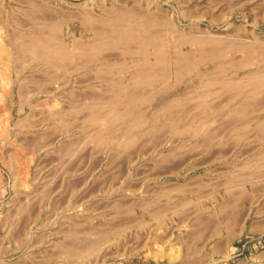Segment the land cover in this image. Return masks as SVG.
Listing matches in <instances>:
<instances>
[{"label":"rangeland","instance_id":"rangeland-1","mask_svg":"<svg viewBox=\"0 0 264 264\" xmlns=\"http://www.w3.org/2000/svg\"><path fill=\"white\" fill-rule=\"evenodd\" d=\"M163 1L167 5L151 8L137 0H0V43L9 25L15 27L12 15L22 19L24 11H32L35 22L24 30L44 28L43 15L61 19L66 45L82 49L56 64L47 51L33 54L21 40L14 41L21 56L18 64L9 63L7 73L15 77L16 64L25 69L10 108L0 103V264H264L254 255L264 250L261 236L249 235L251 197L257 193L264 200L259 190L264 132L255 128L264 120V96H247L244 113L235 110L240 104L235 90L248 86L253 70H264L260 56L239 64L250 45H264V0ZM107 17L153 27L148 34L161 52L172 54L171 71L165 61L155 67L157 77L151 69L152 79L108 72L105 60L117 57L124 65L126 46L116 43L99 51L89 45L110 42L101 34ZM232 25L241 31L233 32ZM194 35L220 41L217 47L198 43L190 39ZM136 41L132 49L144 52L136 59L148 69L153 46ZM199 44L224 50L226 58H201ZM174 53L192 59L179 66L182 58L177 66ZM218 62L233 67L220 78L240 80L233 92L214 95L210 91L217 85H205ZM3 64L0 60L6 71ZM230 97L234 101L224 104Z\"/></svg>","mask_w":264,"mask_h":264},{"label":"bare ground","instance_id":"bare-ground-1","mask_svg":"<svg viewBox=\"0 0 264 264\" xmlns=\"http://www.w3.org/2000/svg\"><path fill=\"white\" fill-rule=\"evenodd\" d=\"M111 7V6H110ZM122 8V7H121ZM121 8H120V10L118 11V12H122L121 11ZM33 9V8H32ZM111 9V8H110ZM118 9V8H117ZM31 10V9H30ZM112 10V9H111ZM134 10V9H133ZM24 11V10H23ZM90 11V10H89ZM88 11V13H90ZM114 11V10H113ZM135 11H136V9H135ZM38 12V11H37ZM41 12V11H40ZM125 9H124V14H125ZM138 12V11H137ZM33 12L31 11H24L23 12V16H22V19H20V17L19 16H21V15H19V16H17V17H15V16H13L12 15V18H13V20H14V22H15V27H13V28H11V26L9 25V27H8V25L7 24H5L7 27H8V29H7V31L5 32V35H4V37H3V39H2V42L0 43V57L1 58H4V59H1L0 58V60L2 61V60H4V64L6 65H4V69L6 70V71H3V70H1L0 69V77H1V79H0V81H1V83L0 84H2L1 85V87H3L2 89H3V92H2V94H1V97H0V103H4V104H6V107L9 109L10 108V106H11V102L13 103V95H14V86H15V83H16V80L18 79L19 80V78L21 77V74H22V71L25 69V67H24V69L22 70V67H21V69H19V67L17 66V62H18V58H19V56H21V55H19V53L17 52L18 50V48L16 49V47L14 46V41L15 40H21L24 44V46L26 45V47H30L29 49H32L31 51H32V53L33 54H38L39 55V52H40V50L41 49H43V50H45V51H47L49 54H50V56L51 57H48L49 58V60H51L52 61V63H56V64H59L60 62H61V60L64 58V57H69L71 54L69 53L71 50H76L77 48L78 49H81V47L79 46V45H75V42L73 43V45H75L74 47H73V49H71L70 47H68L67 45H66V43L64 42V40H63V38H62V36H61V34H60V29H61V26L59 25V20L61 21V19H59V20H52V18H48V16H46V15H43L42 16V19H43V22L42 23H44L45 24V27L43 28V26H41L40 25V28H41V30H39L38 32L36 31V32H32L30 29L29 30H24V26H26L27 25V23H31V22H35L34 21V19H33V14H32ZM36 13V12H35ZM42 13V12H41ZM40 13V15H42ZM62 13V12H61ZM123 13V12H122ZM132 13H133V11H132ZM32 14V15H31ZM37 14V13H36ZM35 14V15H36ZM39 14V13H38ZM118 14H120V13H118ZM128 14V13H127ZM130 14V13H129ZM135 14V13H134ZM140 14H141V12H140ZM60 15V14H59ZM37 16V15H36ZM67 16V15H66ZM120 16V15H119ZM35 17V16H34ZM53 17V16H52ZM55 17V16H54ZM122 17V16H121ZM142 17V16H141ZM134 18V17H133ZM132 17L130 18L129 17V19H133ZM37 19V18H36ZM39 19H41V18H39ZM107 20H105L104 19V21H105V23H107V22H109L108 23V26H103L104 28L101 30L100 28V30L102 31L101 32V34H104V36L106 37H108V39L107 40H109L110 42L109 43H107V41H103V42H96V43H91V44H89L90 45V47L92 48V49H96V48H98L97 50H99L100 51V49L102 48V47H104V46H113L114 44L115 45H117L116 43H118V44H120V43H122L124 46H126V50L124 51L125 52V61H123V63H124V65H119V61H118V59L119 58H117V57H110V58H108L107 60H105L106 61V68L107 69H109L108 70V72H112V70H114V69H116L117 70V72L118 73H125V75H126V73H128L130 76H131V79H135V78H138V79H152V75H150L149 74V72H151V69H152V71H153V75L155 76V77H157L160 73H159V69H157V71L155 70V67H158V66H160L161 65V63L162 62H169V68H167L169 71H171V65H172V59H171V55H169L170 53H169V51L168 52H161V50L159 49V46H158V44H156V40L155 41H153V39H152V37L150 36V35H152V34H148V31L150 32V30L151 29H153V27L149 30V27H148V29H147V26H145L144 28H143V26H140V27H138V25H136V23L134 24V22H131V21H128V19L127 18H125V17H123V19L121 20V18H110V19H108V17L106 18ZM127 19V20H126ZM135 19H136V17H135ZM141 19H143V18H141ZM159 19V18H158ZM163 19V18H162ZM6 20V19H5ZM11 20V19H10ZM38 20V19H37ZM146 20V19H145ZM7 21V20H6ZM102 21V20H101ZM107 21V22H106ZM122 21H124V22H122ZM143 21V20H142ZM159 21V20H158ZM4 21H3V19H2V23H3ZM8 22V21H7ZM150 22V21H149ZM162 22V21H161ZM62 23V22H61ZM60 23V24H61ZM29 25V24H28ZM27 25V26H28ZM135 25H136V27H135ZM161 26V25H160ZM160 26H159V28H160ZM23 27V28H22ZM32 27V26H31ZM91 27V26H90ZM94 27V26H93ZM102 27V26H101ZM155 27V26H154ZM158 29V28H157ZM95 30V29H94ZM93 30V31H94ZM2 31V30H1ZM97 31V30H96ZM98 32H100V31H98ZM144 32H146L144 35L145 36H143V34L141 35V33H144ZM156 32V31H155ZM160 32H161V30H160ZM97 33V32H96ZM151 33V32H150ZM153 33V32H152ZM159 33V32H158ZM162 34V33H161ZM200 34V33H199ZM165 35V34H164ZM18 36V37H17ZM115 36H119V38L120 39H122V40H113V38L115 37ZM140 36V37H139ZM142 36V37H141ZM193 36V35H192ZM191 36V37H192ZM196 35H194V38H190L189 36H186V37H188V38H190V39H193L194 41H196V42H198V43H200V42H203V43H208V44H213V45H215L216 46V44H218V42L220 41V39H215V40H210V36L209 35H204V36H200V37H195ZM106 37V38H107ZM139 37V38H138ZM185 36H184V39L183 40H185V38H186ZM213 37V36H212ZM215 37V36H214ZM218 37V36H217ZM140 39L139 41L137 40L136 41V39ZM142 38V39H141ZM111 39V40H110ZM187 39V38H186ZM143 40V42L145 43V45H152L153 46V50L149 53V57L150 58H148V60H149V62H150V64L148 65V66H150V67H148L147 66V68L148 69H145V67L146 66H143V65H141V62L138 60V59H136V56H137V54L138 53H144L143 51H141V50H138V49H136V48H134L136 45L138 46V43L136 44V45H134L133 46V48L134 49H132V44H134V42L136 41V42H140V43H142V44H144L143 42H141ZM189 40V39H188ZM188 40H186V41H188ZM223 40V39H222ZM74 41V40H73ZM161 41V40H160ZM193 41V42H194ZM255 41V40H254ZM257 41V40H256ZM16 42V41H15ZM157 42H159L158 40H157ZM228 43H230V42H228ZM232 43V42H231ZM252 43V42H251ZM19 44V43H18ZM193 45V44H192ZM194 45H196V44H194ZM193 45V46H194ZM227 45V44H226ZM20 46V45H19ZM22 46V45H21ZM83 46V45H82ZM205 46H207V45H205ZM205 46H200V44L199 45H197V49H196V47H194V49H196V54H198L197 53V51L199 52V54H201L200 55V57L202 58L203 56H205L206 57V59L207 58H210L211 60H213V61H219L220 59H224V57L226 56H224V50H213L212 49V47L213 46H211V49L210 50H208L207 48H205ZM218 46V45H217ZM216 46V47H217ZM77 47V48H76ZM151 47V46H150ZM228 47V46H227ZM241 47H243V46H241ZM245 47V48H244ZM243 48L244 49H246V46H244ZM19 48H21V47H19ZM83 48H84V46H83ZM91 48H89V46L87 47V49H90V50H92ZM145 48V47H144ZM148 48V47H147ZM209 48H210V46H209ZM221 48V47H220ZM219 48V49H220ZM224 49H225V47H223ZM243 48H242V51H243ZM249 48V50L248 49H246V50H244L243 51V58H242V61H241V63H239V62H236V63H239V64H242V65H244V64H246V65H248V63H252V62H254V60H253V58L254 57H256L257 59H259L258 57L260 56L263 60H264V45L263 46H261V45H259V44H257L256 42H254V44L253 45H250V47H248ZM40 49V50H39ZM86 49V48H85ZM215 49V48H214ZM222 49V48H221ZM82 50V49H81ZM117 50V49H116ZM147 50V49H146ZM239 50V49H238ZM118 51V50H117ZM192 51H194L193 50V48H192ZM228 51V50H227ZM227 51H225V52H227ZM87 52V51H86ZM98 52V51H97ZM121 52V51H120ZM113 53V52H112ZM123 53V52H122ZM192 53V52H191ZM190 53V54H191ZM231 53V52H230ZM22 54V53H21ZM92 54V53H91ZM95 54V53H94ZM188 54H189V52H188ZM188 54L186 53V55L185 54H180V53H174V55L172 56V58H174L173 60L174 61H176V65L178 66V64H180V60L182 59V63H181V65H179V66H183V64H185V65H187L188 63V60L190 61V59H192V57L191 58H189V57H187L188 56ZM195 54V52H194V55H196ZM31 55V54H30ZM46 55V54H45ZM100 55V54H99ZM229 55H232V53L231 54H229ZM242 55V54H241ZM33 56H35V55H33ZM109 56V55H108ZM196 56H198V55H196ZM196 56H194L195 57V59H196ZM228 56V55H227ZM25 57V56H24ZM102 57V56H101ZM127 57L128 58H130L129 59V61L128 62H130L131 63V65L129 64V66H127ZM151 57H153V58H151ZM179 57H180V59H179ZM199 57V56H198ZM199 57V58H200ZM27 58H29V57H27ZM38 58V57H37ZM198 58V59H199ZM226 58V57H225ZM31 59V58H30ZM91 59V58H90ZM102 59V58H101ZM194 59V60H195ZM257 59H255V61L257 60ZM261 59V60H262ZM6 60V61H5ZM25 60V59H24ZM45 60V59H44ZM85 60V59H84ZM89 60V59H88ZM95 60V59H94ZM93 60V61H94ZM123 60V59H122ZM186 60H187V62H186ZM203 60V59H202ZM87 61V60H86ZM121 61V60H120ZM233 61V60H232ZM235 61V60H234ZM236 61H237V59H236ZM259 61V60H258ZM20 62V61H19ZM27 62V61H26ZM81 62V61H80ZM192 62V61H191ZM257 62V61H256ZM9 63H17L14 67H15V72H16V75H15V77H13L11 74L9 75L8 73H7V68H9L8 67V65H10L11 66V64H9ZM29 63V62H28ZM40 63V62H39ZM68 63V62H67ZM66 63V64H67ZM78 63V62H77ZM83 63V62H82ZM122 63V62H121ZM144 63V62H143ZM187 63V64H186ZM2 64V63H1ZM38 64V63H37ZM79 64V63H78ZM81 64V63H80ZM79 64V65H80ZM85 64H86V62H85ZM91 64V63H90ZM158 64V65H157ZM258 64V63H257ZM21 65V64H20ZM64 65V64H63ZM72 66H73V64H71ZM74 65H76V64H74ZM163 65V64H162ZM184 65V66H185ZM222 65V66H221ZM238 65V64H237ZM250 65V64H249ZM37 66V65H36ZM176 66V67H177ZM189 66V65H188ZM228 66H229V68H228ZM3 67V66H2ZM28 67V66H27ZM78 67V66H77ZM86 67H88V66H86ZM92 67V66H91ZM163 67V66H162ZM187 66H185V68H186ZM192 67V66H191ZM230 67H232V66H230V65H227L226 63H224V62H221V63H219L218 62V68L216 69V70H214L213 72H210V73H207L208 75H209V78H211L210 80H208L206 83H205V85L206 86H208L209 88H211V87H215V85H217V90H214L213 92L212 91H210L211 92V94H214V95H216V94H218L219 92H223V91H226L227 89H229L230 91H231V88H234L236 85L238 86V85H241V83H240V80H235L234 78H220V75H222V74H224V73H226V70L227 69H230ZM259 67V66H258ZM68 68V67H67ZM179 68H182V67H179ZM233 68V67H232ZM235 68V67H234ZM238 68H239V65H238ZM257 68V67H256ZM9 69H11V67L9 68ZM8 69V70H9ZM167 70V71H168ZM184 70V69H183ZM242 70V69H241ZM261 68H257V69H255V70H253L252 72H251V74L249 75V79H248V81H246L247 83H248V86L246 87L245 85L247 84L246 82V84H242V85H244L245 87H243V88H239L238 87V90H239V92H238V90H235V91H237L236 93V95L233 93H231V96H238V94H239V96H240V104H238V107H237V109H235V110H240V111H244L247 107L245 106V107H242V105H244V104H247V102H249V101H247L246 99H247V96H249L250 98H251V96H254V95H256V94H258L259 93V91H260V89H262L263 87H260L261 85H264V70H262ZM66 72H67V70H66ZM157 72H158V75H157ZM165 72V71H164ZM164 72H162L161 73V75H163L164 76ZM10 73V72H9ZM88 73V72H87ZM166 73V72H165ZM168 73H170V72H168ZM173 73V72H172ZM172 73H171V75H172ZM176 73V72H175ZM182 73V72H181ZM85 74V73H84ZM91 74V73H90ZM106 73H104V75H105ZM108 74V73H107ZM111 74V73H110ZM219 74V75H218ZM233 74V73H232ZM69 75V74H68ZM109 75V74H108ZM157 75V76H156ZM165 75H168V74H165ZM216 75H218V78L216 77ZM110 76V75H109ZM128 76V75H127ZM130 76H129V78H130ZM169 76H170V74H169ZM207 76V75H206ZM27 77V76H26ZM165 77H168V76H165ZM164 77V78H165ZM204 77V76H203ZM122 78H123V76H122ZM172 78H173V76H172ZM206 78V77H205ZM54 79V78H53ZM137 79V80H138ZM239 79V78H238ZM21 80V79H20ZM25 80V79H24ZM55 80H57L56 78H55ZM161 80H164L165 81V79H161ZM54 81V80H53ZM136 81V80H135ZM140 81V80H139ZM142 81V80H141ZM19 82H21V81H19ZM167 82V81H166ZM179 82H181V79L179 78V77H176L175 78V83L174 84H178ZM54 83V82H53ZM139 84L140 83H142V82H138ZM153 84V83H152ZM204 84V83H203ZM150 85V84H149ZM166 85V84H165ZM165 85H163V87L165 86ZM20 86H22L21 84H20ZM140 86V85H139ZM138 86V87H139ZM152 86H157L156 84L155 85H152ZM41 87V86H40ZM115 87V86H114ZM144 87V86H143ZM150 87V86H149ZM162 87V88H163ZM202 87V86H201ZM20 88V87H19ZM49 88V87H48ZM57 88H59L58 87V85H57ZM136 88V87H135ZM152 88V87H151ZM154 88V87H153ZM158 88H159V86H158ZM133 89V88H132ZM141 89V88H140ZM201 89V88H200ZM203 89V88H202ZM236 89V88H235ZM247 89V90H246ZM1 90V89H0ZM22 90V89H21ZM52 90V89H51ZM138 90V89H137ZM155 90V89H154ZM195 90H197V89H195ZM43 91V90H42ZM74 91V90H73ZM128 91V90H127ZM132 90H130L129 92H131ZM147 91V90H146ZM149 91L150 92H152L150 89H149ZM156 91H158V90H156ZM156 91H154V92H156ZM82 92V91H81ZM101 92V91H100ZM119 92H120V94H121V91L119 90ZM119 92H118V95H119ZM129 92H127V93H129ZM149 92V93H150ZM159 92V91H158ZM231 92H233V91H231ZM264 92V91H263ZM19 93V92H18ZM123 93H125V92H123ZM127 93H125V95H127ZM153 93V92H152ZM230 93V92H229ZM262 93V92H261ZM139 94V93H138ZM223 94H225V93H223ZM260 94V93H259ZM97 95V94H96ZM111 95V94H110ZM133 96H134V93L132 94ZM130 96L131 98L133 97V96ZM143 95V94H142ZM147 95V94H146ZM150 95V94H149ZM261 95V97L262 96H264V94L262 93V94H260ZM112 96H115V95H111V97ZM121 96V95H120ZM137 97H138V95H136ZM140 96V95H139ZM148 96V95H147ZM222 96V95H221ZM234 96V97H235ZM108 97H110V96H108ZM116 97V96H115ZM118 97V96H117ZM116 97V98H117ZM122 97V96H121ZM127 97V96H126ZM128 97H129V95H128ZM127 97V98H128ZM129 97V98H130ZM150 97H151V95H150ZM209 97H211V95L209 96ZM234 97H230L231 99H229V100H226L225 98V100L227 101V102H225L224 104H231L234 100ZM261 97H259L260 98V100H261ZM106 98V97H105ZM136 98V97H135ZM202 98V97H201ZM233 98V99H232ZM264 98V97H263ZM262 98V101H264V99ZM94 99V98H93ZM100 99V98H99ZM103 99V98H102ZM124 99H125V97H124ZM138 99H141V98H138ZM148 99H149V97H148ZM203 99H205L206 100V98H203ZM101 100V99H100ZM120 100V99H119ZM122 100V99H121ZM135 100V99H134ZM134 100L132 99V101L134 102ZM142 100H143V98H142ZM145 100V99H144ZM250 100V99H249ZM259 100V101H260ZM126 101L128 102V99H126ZM125 101V102H126ZM132 101L130 102V103H132ZM139 101H141V100H139ZM139 101H137V102H139ZM254 101V100H253ZM261 101V103H259V104H262L263 102ZM22 102V101H21ZM183 102V101H182ZM199 102V101H198ZM222 102V101H221ZM220 102V103H221ZM180 102L179 101H177L176 102V104H177V106H178V104H179ZM210 103V102H209ZM208 103V104H209ZM126 104V103H125ZM125 104H124V106H125ZM134 104V103H133ZM132 104V105H133ZM226 104V105H227ZM264 104V103H263ZM57 105V104H56ZM128 105V104H127ZM135 105V104H134ZM184 105V104H183ZM21 106V105H20ZM92 106V105H91ZM175 106V105H174ZM221 106V105H220ZM251 106H253V105H251ZM251 106L250 107H248V108H250L251 109V111H252V108H251ZM262 106V105H261ZM58 107V106H57ZM99 107V106H98ZM123 107V106H122ZM131 107V106H130ZM170 107V106H169ZM240 107V108H239ZM173 108V107H172ZM259 108H261V107H259ZM93 109V108H92ZM95 109V108H94ZM168 109V108H167ZM258 109V108H257ZM257 109H255V110H257ZM101 110V109H100ZM111 110V109H110ZM165 110H166V108H165ZM180 110V109H179ZM254 110V109H253ZM261 110H263V109H261ZM92 111V110H91ZM163 111H164V109H163ZM162 111V112H163ZM246 111H248V110H246ZM159 112V111H158ZM161 112V111H160ZM165 112V111H164ZM166 112H168V110L166 111ZM170 112H171V110L168 112L169 114H170ZM93 112H91V114H92ZM103 113V112H102ZM189 113V112H188ZM244 113V112H243ZM250 113V112H249ZM248 113V114H249ZM252 113V112H251ZM95 114V113H94ZM98 114V113H97ZM104 114V113H103ZM246 114V113H245ZM90 115V114H89ZM100 115V114H99ZM115 115V114H114ZM117 115V114H116ZM115 115V116H116ZM158 115V114H157ZM166 115L168 116V114L166 113ZM201 115V114H200ZM101 116V115H100ZM99 116V117H100ZM120 116V115H119ZM170 116V115H169ZM187 116V115H186ZM97 118H98V116H96ZM109 117H110V115H109ZM171 117V116H170ZM247 117V116H246ZM96 118V119H97ZM114 117L112 116V118L111 119H113ZM117 118V117H116ZM166 118V117H165ZM175 118V117H174ZM187 118V117H186ZM173 119V118H172ZM119 120V119H118ZM121 120H122V118H121ZM120 120V121H121ZM257 120V119H256ZM107 121V120H106ZM109 121V120H108ZM116 121V120H115ZM154 121V120H153ZM195 121V120H194ZM193 121V122H194ZM113 122H114V120H113ZM105 123H107V122H105ZM110 122H108L106 125H108ZM112 123V122H111ZM119 123V122H118ZM117 123V124H118ZM192 123V122H191ZM251 123V122H250ZM113 124V123H112ZM115 124H116V122H115ZM114 124V125H115ZM116 124V125H117ZM218 124V123H217ZM86 125V124H85ZM96 125V124H95ZM99 125H101V124H98V127H100ZM106 125H104L105 127L104 128H106L107 126ZM115 125V126H116ZM163 125V124H162ZM102 126H103V124H102ZM101 126V127H102ZM113 126V125H112ZM112 126H108V128H112ZM228 126V125H227ZM101 127H100V129H101ZM168 126H166V128H167ZM96 128V127H95ZM103 128V127H102ZM111 128H110V130H111ZM114 128V127H113ZM255 128H257L259 131H262V133L264 132V120H262V121H260L258 124H256L255 125ZM243 129V128H242ZM3 130V129H2ZM98 131H99V129H97ZM109 130V129H108ZM107 131V130H106ZM186 131V130H185ZM212 131V130H211ZM93 132V131H92ZM96 134V133H95ZM104 134V133H103ZM173 134V133H172ZM90 135V134H89ZM100 135V134H99ZM210 135V134H209ZM95 136V135H94ZM93 136V137H94ZM208 136V135H207ZM95 138V137H94ZM37 139V138H36ZM209 139V138H208ZM188 141V140H187ZM31 145H32V143H31ZM80 145H82V144H80ZM79 145V146H80ZM76 149H77V147H76ZM81 151V150H80ZM17 152V151H16ZM78 154V153H77ZM74 155V154H73ZM4 175H3V171H2V169H1V167H0V177H3ZM0 183H1V180H0ZM1 185V184H0ZM231 196H234V195H231ZM237 202V201H236ZM235 202V203H236ZM234 203V204H235Z\"/></svg>","mask_w":264,"mask_h":264},{"label":"crops","instance_id":"crops-1","mask_svg":"<svg viewBox=\"0 0 264 264\" xmlns=\"http://www.w3.org/2000/svg\"><path fill=\"white\" fill-rule=\"evenodd\" d=\"M177 2V0H174ZM192 0H186V4L190 3ZM138 5H146L148 7H161L163 4H166L163 0H137ZM214 22H217V19H215ZM233 32H240L241 29L239 26L232 25ZM219 48V47H218ZM264 94V92H262ZM260 92V94H262ZM259 93L254 95L258 96ZM260 186H262L259 190L261 192H264V181L259 182ZM258 186V182H257ZM256 199H253V195L251 197V216H252V222L251 227L249 230V235L251 237H259L264 235V200H259V196L256 193ZM255 259L257 262L262 263L264 262V250L258 251V249L255 250Z\"/></svg>","mask_w":264,"mask_h":264},{"label":"built area","instance_id":"built-area-1","mask_svg":"<svg viewBox=\"0 0 264 264\" xmlns=\"http://www.w3.org/2000/svg\"><path fill=\"white\" fill-rule=\"evenodd\" d=\"M259 241L264 242V236H261Z\"/></svg>","mask_w":264,"mask_h":264}]
</instances>
